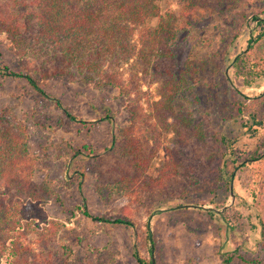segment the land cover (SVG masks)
<instances>
[{
	"label": "rangeland",
	"instance_id": "rangeland-1",
	"mask_svg": "<svg viewBox=\"0 0 264 264\" xmlns=\"http://www.w3.org/2000/svg\"><path fill=\"white\" fill-rule=\"evenodd\" d=\"M159 5L176 18L178 34L168 46L173 55L149 66L141 61L133 72L146 100H159L168 83L179 85L175 115L188 125L179 126L184 137L171 131L147 145L159 149L146 176L157 178L170 160L178 171L165 189L146 193L141 205L126 198L114 202L107 189L136 176L126 159L107 151L116 129L129 126V99L115 88L58 76L59 59H49V48L34 45V56L25 58L0 34V69L31 75L77 119L70 120L25 79L0 74V116L26 127L29 153L40 165L32 181H48L52 190L44 205L47 217L36 223L41 229L51 221L64 226L47 252L29 246L17 264H139L136 249L149 257L151 215L156 264H264V122L252 124L248 114L239 113L246 103L264 121V104H256L264 95V74L255 75L264 73L257 66L264 62V41L248 50L259 32L255 18L264 19V0ZM239 55L244 62H236ZM85 209L107 218L130 212L134 227L94 222ZM63 245L74 248L72 258L63 254Z\"/></svg>",
	"mask_w": 264,
	"mask_h": 264
},
{
	"label": "trees",
	"instance_id": "trees-1",
	"mask_svg": "<svg viewBox=\"0 0 264 264\" xmlns=\"http://www.w3.org/2000/svg\"><path fill=\"white\" fill-rule=\"evenodd\" d=\"M10 1L12 5L6 6L0 0V34L7 36L19 55L25 58L34 56L37 51L34 45L42 44V49L49 48V59H59L58 76L79 78L98 89L115 88L129 99V126L116 129L107 151L126 159L136 176L107 185L110 200L116 202L126 198L141 205L146 193L165 189L178 171L177 164L170 160L157 178L146 176L154 151L159 149L147 145L151 139L158 142L171 131L184 137L179 126H186L188 122L176 117L174 108L180 86L168 83L162 87L159 100H146L141 79L133 69L141 61L149 66L158 59L173 55L168 46L178 34L175 15H164L160 0ZM190 1L192 7L200 2ZM154 19L158 23L156 27H150L149 23ZM255 20L259 32L251 38L249 54L264 41V19L256 17ZM242 58L237 56L236 62H244ZM261 65L264 66V62L257 66ZM0 74L25 79L39 95L55 101L70 120H77L31 75L18 74L8 68L0 69ZM262 74L255 73L256 76ZM256 104H264V95L256 98ZM250 106L241 103L239 113L248 114L252 124L258 122L262 127L264 121L257 119L258 113L247 111ZM107 118L113 122V118ZM171 118L173 122H169ZM29 146L26 127L11 124L0 116V264H17L20 253L29 246L32 251L47 252L64 229L55 221L42 229L40 223H36L37 218L43 221L47 217L44 205L52 190L48 181L41 185L33 183V175L40 165L31 157ZM83 214L94 222L134 227L130 212L109 218L94 216L86 209ZM151 216L146 223L149 257L136 249L134 257L139 264H156ZM38 239L44 242L36 243ZM63 254L72 258L74 248L63 245Z\"/></svg>",
	"mask_w": 264,
	"mask_h": 264
}]
</instances>
